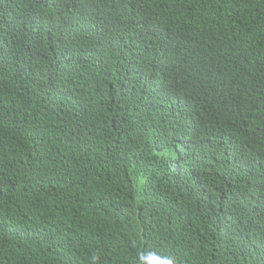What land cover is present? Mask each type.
Returning a JSON list of instances; mask_svg holds the SVG:
<instances>
[{
    "label": "trees",
    "instance_id": "16d2710c",
    "mask_svg": "<svg viewBox=\"0 0 264 264\" xmlns=\"http://www.w3.org/2000/svg\"><path fill=\"white\" fill-rule=\"evenodd\" d=\"M0 264H264V0H0Z\"/></svg>",
    "mask_w": 264,
    "mask_h": 264
},
{
    "label": "clouds",
    "instance_id": "9594fccd",
    "mask_svg": "<svg viewBox=\"0 0 264 264\" xmlns=\"http://www.w3.org/2000/svg\"><path fill=\"white\" fill-rule=\"evenodd\" d=\"M134 44V43H133ZM132 45V44H131ZM130 46V45H129ZM93 76L97 79H94L96 82V88L99 91L104 92L108 87H109V82L105 79H100L98 76L94 75ZM99 80V81H98Z\"/></svg>",
    "mask_w": 264,
    "mask_h": 264
}]
</instances>
